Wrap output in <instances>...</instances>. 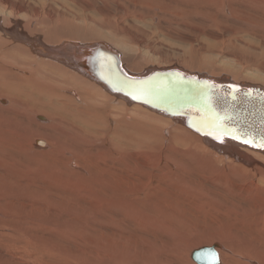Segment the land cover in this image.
Returning <instances> with one entry per match:
<instances>
[{"label":"rangeland","instance_id":"1","mask_svg":"<svg viewBox=\"0 0 264 264\" xmlns=\"http://www.w3.org/2000/svg\"><path fill=\"white\" fill-rule=\"evenodd\" d=\"M16 23H20V27L28 36L38 37L41 44L55 53L62 52L67 43L90 46L111 41L109 43L114 44L119 49V53L124 52L123 57L126 60L124 66L129 72H136L134 74L144 72L152 66L162 69L178 68L190 74L214 79L227 75L235 80L236 84L245 81L244 85H258L257 87L264 89V0H223L222 2L220 0H0V28L11 29ZM0 35H3L1 31ZM39 51L41 53L42 49ZM60 80L63 83L64 78ZM68 80L70 78L66 79ZM83 81L90 86L83 84L79 86L74 82L77 87H72L70 89L72 91L67 92L66 95L76 99L73 93L77 91L76 94L80 93L79 98H82L81 95L83 98L77 100L76 104L83 106L85 103H92L98 111H101L103 106L113 109L115 115L110 120L129 116L131 121L134 120L137 109L148 110L145 107L126 108L105 91H100L94 83ZM20 111L27 114L23 110ZM141 117L136 114V118L142 121ZM143 118L147 120L146 123L154 127L155 131L150 139V148L136 152L133 149L139 145L130 137L138 130L136 139L141 142L146 137V131L141 128L133 132L131 130L127 133L129 134L127 137L120 125H117L116 130H112L113 125L108 120L95 122L92 130H87L84 126L80 132H76L75 124L67 121L68 125L65 123L56 125V129L48 132L55 138L62 137L63 140L59 138L60 145L56 144L57 148L51 149L47 156L55 159L52 154L56 152L58 160L62 152L61 159H69L65 167L69 169L67 171L72 177L58 169L54 175L66 180L69 186L61 189L62 186L58 182L57 187L42 190L47 192L42 195L43 200L51 204L53 200L57 201L59 214L55 215L47 211L44 221L33 228L32 233H37V236L47 239V242L50 241L48 243L59 248V261L57 260L56 264H150L153 256L159 258L156 259L157 264H166L167 260H176L179 257L178 253L181 255L186 250L183 255L185 262L186 256L192 261L193 251L212 247L215 243L225 244V249L219 251L220 256L221 253L229 256L231 252L235 259H239L238 253L242 249L264 250V202L260 204L262 209L252 210V198L259 193L255 189L243 188L237 191L241 198H237L238 202L233 211L244 215L239 218V222H235L234 214H231V218L227 217L226 210L220 211L222 212L220 214L216 213V209L213 211L214 203L205 199L211 196V192H205L198 199L199 201L196 200L198 204L195 205V201H192L194 199H191L193 194L190 193V189L192 188L196 194L200 193V190L194 187H186L183 191L186 194L178 193L181 198L176 194L178 201L183 204L180 210L186 211L183 212L185 216L187 215L185 228L178 225L172 228H153L141 223L137 224L120 208L101 209L98 204L100 200L97 201L96 196L100 190L91 188L92 185L88 184L89 177L94 178V184L106 182L101 183L97 179L98 172L94 164H91V169L85 173L84 168L80 172L75 165H70L71 160L77 166L83 164L84 167H88L87 163L90 160L87 158H84V162L77 163L81 157L96 156L98 165L99 158L103 161L116 158L112 152L114 148L123 150L128 157V162L118 179L124 187L123 192L126 191L125 185L132 163H136L150 177L151 187L157 185V178L162 176L179 183L182 179L193 178L195 174H205L210 177L209 173L217 171L212 155L217 156L218 153L199 152L198 156H203L202 160L209 162L208 167L193 164L200 161L195 162L192 155L186 156L182 153L190 148V144L193 146V141L199 140L197 136L176 129L170 121ZM69 119L72 121L71 118ZM39 122L44 121L39 120ZM34 145L39 150L44 148L38 147L36 143ZM82 149L84 152L81 151ZM65 153L66 155L63 156ZM161 156H166L178 167L169 168V163L166 161L160 163ZM32 157L33 153L28 155V158ZM22 170L24 167H20L17 172L20 178L22 177L19 173ZM49 174L53 173L49 172ZM222 174L227 177L223 181L226 188L221 189L225 194H228L231 182L244 186L248 178L244 171L232 176L227 168L223 169ZM215 176L216 174L212 177ZM108 182L116 183L112 175H109ZM25 192L37 194L32 187H27ZM8 196L12 197V200H9L16 210L12 209L11 214L6 212L5 215L0 212V219L5 221L6 217H10L13 220L12 222L9 220L14 225L12 216L15 212L27 214L25 203L30 205V202L25 199L17 200L21 197L17 193ZM7 214L9 216H6ZM179 217L182 219L180 215ZM55 218L59 221V228L50 225L51 221L55 222ZM1 243L0 241L2 248ZM226 248L230 250L229 253ZM35 252L39 255L36 257L37 262L16 260L11 255L7 257L1 253L0 261L1 263L8 261V264L12 262L13 264H50L48 259H51V256L46 253L40 256L37 250ZM133 257L136 259L134 260Z\"/></svg>","mask_w":264,"mask_h":264},{"label":"bare ground","instance_id":"2","mask_svg":"<svg viewBox=\"0 0 264 264\" xmlns=\"http://www.w3.org/2000/svg\"><path fill=\"white\" fill-rule=\"evenodd\" d=\"M220 1L222 2L223 0ZM0 31L4 35H0V212L5 215L6 212L10 213L12 209L16 210L14 208L15 206L13 207V204H11L9 200H12V197L9 198L8 196H11L13 193H17L21 196L17 198V200L25 199L30 202V205L25 203V208L28 209L27 214H19L15 212L14 216H12L14 217V225L11 223L13 219L11 220L10 217H6L5 221L4 219H0V241L2 242L0 253L3 256L10 257L11 255V257L16 260L34 262L36 261V257L38 255L35 252L37 250L40 256L45 255V253L51 256V259H48L50 264H56L58 263L57 260L59 261V248H57L56 245H51L48 243L50 241L47 242V239L37 236V233H32V230L33 228L41 225V223L44 221V217L46 218L48 214L47 211H50L52 214L55 213V215L59 214L57 211V201L53 200L54 202L51 204L50 202L43 200L42 195L46 194L47 192L42 190L53 189V186L57 187L58 182L62 186L61 189L63 187L69 186V184L66 183V180H61L60 178L56 177V175H54L58 172V169L60 172H66L68 175H71L68 172L69 169H66L65 167L68 165L69 159L65 160L63 158L62 160V152L59 154L60 159L58 160V154H56V152L52 154L55 159H50L47 156L51 149L57 148L56 144L58 145L59 138L62 139V137L55 138L48 132H50L51 129H56V125L62 123L68 125L67 121L75 124L74 127L77 129L76 132H80L84 126L87 128V130H92L95 122L100 120L107 122L108 120V122L113 125L112 130H116L117 125H120L127 137H129V134L127 133L131 132V130L133 132L135 129L141 128L143 131H146V137L143 141L140 142L139 139H136L138 130L135 131L136 133L130 137L136 140L139 145L137 148L133 149V151L136 152L144 148H150V139L153 135V132L155 131L151 124L146 123L147 120H143V117L152 119L153 121H156V119L162 121V119H164L166 121L172 122L176 129H182L189 132L188 135L191 133L199 138V140L196 142L193 141L194 147L190 144L189 149L182 151V153H184L186 156L192 155V159L195 162L198 160L200 161L198 163L193 162V164L199 165L201 167H208L209 162L202 160L203 156H198L199 152L210 151L214 154L218 153L216 154L217 156L212 155L214 162L217 165V171L215 173H209L210 177L205 174H195L193 178L188 177L180 180L178 183L170 180L166 176H162L157 178V185H153V187H151L152 181L150 177L146 175V172L142 171L136 163H132L133 166L132 168H129V173L127 176L128 181L125 185V192H123L124 187L118 181L121 171L128 162V157L123 150L120 151L114 148L112 152L116 155V158L110 161H103L98 157L100 159L98 165V159L96 156L94 158L93 156H91L92 158L88 156L81 157L77 163L80 164V162H84V158H87L90 160L87 163L88 167H84L83 164L77 166L76 163L71 160L69 163L70 165H75L80 172H82L84 168L85 173L91 169L90 165L94 164L98 172L96 174L97 179L100 180L101 183L103 181L106 182L104 184H94V178L89 177L90 183L88 184L92 185L91 188L100 190V193H98L96 196L97 201L100 200L98 201V204L101 206V209L108 207L111 209L120 208L137 224L141 223L142 225H148L153 228H172L175 227V225L181 226V228H183L187 224V215L185 216L183 213L185 210H180V207L183 204L178 201L176 194L183 192L186 187H194L200 190V193L196 194L192 188L190 189V193L194 195H191V199H194L192 201H195V205L198 204V199L205 192H211V196L206 197L205 199L212 204L214 203V208L211 204L213 211L217 210L216 213L218 212L220 214L225 212L222 210H226L229 213L226 214V216L228 215L227 217L231 218V214H234L236 219L235 222H239V218L244 217L243 213L233 211L238 202L237 198H241L238 196L237 191L243 188H251L259 192L257 196L252 198V210L255 211L257 209H262L260 204L264 202V152L251 150L247 147L239 146L231 142L226 143L225 146L217 145L186 127L182 119L170 118L158 110L141 104H133L130 102V100L124 98L123 96L110 93V91H107L108 89L106 87L101 85L99 82L94 81L90 77L88 78L84 76L78 70V66H81V62L84 60L83 57L89 53L88 51L91 47L79 48L76 44L71 45L67 43L64 48L62 47V52L55 53L45 47L44 44H41L42 42L38 39V37L32 38L28 36L26 32H24L20 27V23H16L11 29L0 28ZM35 39H37L39 43L35 41ZM109 42L111 41L96 44H101L104 47L111 49V51L118 53L120 56L122 69L133 77H144L154 71L163 72L176 70L183 74L198 76V79L201 80L236 84V81L227 75H223V77L212 76L221 77L220 79H214L204 75L190 74L178 68L162 69V67L152 66L146 69L144 72L134 74L136 72L131 73L124 66L126 61L123 57L125 56L124 52H122V54L119 53V49L116 48L114 44ZM96 44L94 46H96ZM40 49H42L41 53L39 51ZM65 61L69 62L70 64H66ZM97 64L99 65V68H101L103 75L108 77V68L107 70L104 69V65L106 63H104L103 60H98ZM97 64H93L92 67ZM88 66H90V64H88ZM60 78H64L63 83L61 82ZM67 78H70V80L66 81ZM83 80L94 83L98 88H100V91H105V93L117 99L119 101L118 103H120V105H124L126 108L129 107L132 109L134 107H145L149 111L145 109H137L134 113V120L130 121L129 116H122L117 120L114 119V121L110 120L112 116L115 115V111L111 108H105V106H103V109L98 111V108L94 107L92 103H85V105L80 106L76 104V101L82 99L83 95H81L82 98H79L78 94L80 95V93L76 94V91L73 93V96L76 97V99H71L66 95V93L72 91L70 90L72 87H77L74 82L79 86H82V84L84 86H90L87 85ZM244 82L245 81L238 82V85H244ZM257 88L263 89L262 87ZM102 96H104V94ZM105 97L106 96H104V98ZM212 104L215 109H221L220 105L217 104L216 101H214ZM20 110L27 112V114H23ZM136 114L138 116H142V121L136 118ZM230 114L234 115V112H231ZM69 118H71L72 121ZM257 118H261V115H259ZM39 120L44 122L41 123ZM253 121L254 119L251 120V122ZM55 122L57 123L54 124ZM53 124L55 125L54 127ZM124 133L123 135H125ZM34 143H36L38 147H44L43 150L36 149ZM82 148L84 149V146ZM172 148L170 150H172ZM83 149L81 151H83ZM98 149L100 150L101 148ZM31 153H33V157L28 158V155ZM65 155L66 153L63 156ZM165 161L169 163V168L171 166L178 167L177 164L175 165L172 160L168 159L166 156H161L159 162L161 163ZM115 164H117L115 167H111ZM20 167H24V170H22L24 173H22V171L19 173L22 178L17 176V172ZM225 168L229 169L232 176H236L239 171L246 172L248 176L246 184L243 186L236 182H231L230 190L228 191V194H225L221 190L226 188V184H224L223 181L227 177L222 174V171ZM49 172H52L53 174H49ZM215 174L216 176L212 177ZM109 175H112V178L116 182L115 184L108 182ZM51 176H53L52 179L47 180V178H50ZM70 177H72V175ZM27 187L34 188V191L37 194L26 193L25 189ZM183 194L186 193L183 192ZM216 201L221 202L216 203ZM183 202H185V199ZM202 203H200L201 207ZM20 208L22 209V207ZM179 215L182 217V219L179 217ZM6 216L9 215L7 214ZM215 221L217 222V220ZM50 225L51 227L59 228V221L57 219L55 222L51 221ZM189 227L191 228V226ZM168 232L169 231H167V233ZM42 240L45 241V243ZM224 245L225 244L215 243L212 246L216 248V251L219 255L220 261L218 264H264V250L255 251L242 249L240 250L241 252L238 253L239 259H235L232 256L234 254H231V252L229 256L224 255L225 253H221L222 257L220 256L219 251L223 248L225 249ZM233 249L235 248L233 247ZM227 250L229 253L230 250ZM185 252H183L181 255L178 253L179 257H177L176 260H167L166 264H194L195 262L193 260L190 261L188 256H186L187 260H184L185 262H183V255ZM153 257L155 259L151 258L150 264H157L156 259L159 258L156 256ZM133 258L134 260L136 259V257ZM8 263L9 262L6 261L1 264Z\"/></svg>","mask_w":264,"mask_h":264},{"label":"water","instance_id":"3","mask_svg":"<svg viewBox=\"0 0 264 264\" xmlns=\"http://www.w3.org/2000/svg\"><path fill=\"white\" fill-rule=\"evenodd\" d=\"M94 45H77L91 47L78 70L110 93L158 110L170 118L182 119L186 127L217 145L231 142L264 152V89L201 80L176 70L133 77L122 69L118 53L101 44ZM98 60L106 63L104 69L108 68V77L101 72ZM93 64L97 65L92 67ZM214 101L221 109H215ZM259 115L261 118H257ZM191 257L196 264H218L220 261L215 247L198 249Z\"/></svg>","mask_w":264,"mask_h":264}]
</instances>
